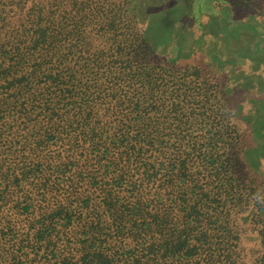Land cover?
I'll list each match as a JSON object with an SVG mask.
<instances>
[{"label":"trees","instance_id":"obj_1","mask_svg":"<svg viewBox=\"0 0 264 264\" xmlns=\"http://www.w3.org/2000/svg\"><path fill=\"white\" fill-rule=\"evenodd\" d=\"M95 3L89 18L87 0H0V264H264V181L248 179L239 134L178 97L171 114L118 97L113 74L131 81L141 62Z\"/></svg>","mask_w":264,"mask_h":264},{"label":"rangeland","instance_id":"obj_2","mask_svg":"<svg viewBox=\"0 0 264 264\" xmlns=\"http://www.w3.org/2000/svg\"><path fill=\"white\" fill-rule=\"evenodd\" d=\"M98 1L105 6L104 18L108 15L116 19L117 26L112 21L105 30L114 32L113 28L118 27L127 42L122 54L137 55L141 62L132 64L138 70L131 81L124 83L123 73L113 74L114 81L119 79L124 84L114 93L130 100L151 96L158 101L152 110L159 114H171L172 108L167 105L180 98L185 116L214 117L212 123L217 130L239 134L233 145L247 149L248 179L264 181V0H114L118 6L113 12H109L113 0H87L89 18L96 13ZM77 11L76 7L73 13ZM143 29L142 38L139 33ZM128 65L130 58L121 64ZM145 67L155 68L152 74L159 72L165 80L157 83L155 77L150 81L148 68L142 69ZM193 132L199 133L200 125ZM206 146L210 148L211 143L207 141ZM50 149L59 151L53 145ZM170 169H163L164 173ZM159 179L165 181L168 177L162 175ZM57 182L53 181L54 185ZM172 183L176 187L184 180ZM90 186L89 180L81 182L75 196L80 193L85 197ZM167 192H173L171 187ZM135 196L124 191L116 202L124 207ZM77 198L71 202L77 204ZM3 220L0 217V225ZM251 233L242 226L241 240L247 241L245 235ZM126 243V248L140 247L135 240ZM141 253L139 256H144ZM131 254L119 249L115 256ZM38 262L36 259L34 264Z\"/></svg>","mask_w":264,"mask_h":264}]
</instances>
